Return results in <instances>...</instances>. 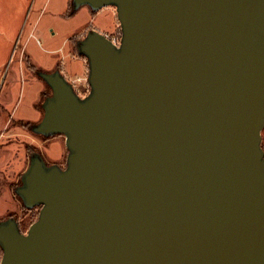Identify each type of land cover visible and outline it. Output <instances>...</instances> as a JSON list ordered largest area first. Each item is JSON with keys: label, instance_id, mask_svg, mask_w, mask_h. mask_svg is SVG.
Here are the masks:
<instances>
[{"label": "water", "instance_id": "1", "mask_svg": "<svg viewBox=\"0 0 264 264\" xmlns=\"http://www.w3.org/2000/svg\"><path fill=\"white\" fill-rule=\"evenodd\" d=\"M114 7L121 37L77 40L86 95L59 69L15 188L40 206L0 219L1 264H264V0H72Z\"/></svg>", "mask_w": 264, "mask_h": 264}, {"label": "rangeland", "instance_id": "2", "mask_svg": "<svg viewBox=\"0 0 264 264\" xmlns=\"http://www.w3.org/2000/svg\"><path fill=\"white\" fill-rule=\"evenodd\" d=\"M65 6L66 0H0V61L4 62L5 72L14 67L12 63L26 50V53L36 60L46 61L51 65L58 62L66 74L71 76L79 74V77L87 81V63L74 57V55L79 57V54L74 44L76 39L73 41L70 36L75 33L79 35L92 25L107 32L111 38H118L121 29L116 10L114 7H104L93 15L88 6L83 5L74 13L73 18H61L59 14L65 10ZM32 31L33 35L26 43L27 36ZM68 79L73 84L76 82L74 77ZM30 81L36 88L35 90L34 87H30V92L32 94L35 92L39 101V110L36 113L38 117L42 111L44 97L51 93V89L36 76H31ZM60 138L64 143V136L57 137L56 143ZM24 169H26L24 166L20 168V176ZM22 208L21 198L12 197V189L5 182L0 183V219L16 212L24 217V223L27 225L21 229L27 231L30 224L38 218L39 209L32 208L26 211ZM22 212L26 215H22ZM2 254L0 247V264Z\"/></svg>", "mask_w": 264, "mask_h": 264}, {"label": "flooded vegetation", "instance_id": "3", "mask_svg": "<svg viewBox=\"0 0 264 264\" xmlns=\"http://www.w3.org/2000/svg\"><path fill=\"white\" fill-rule=\"evenodd\" d=\"M90 11L93 15L96 14L91 9ZM91 28L98 29L92 25L88 26L79 35L71 38L73 41L76 39L74 44L76 45L77 40L82 38ZM74 57L84 60L88 67L86 57L83 55H79V57L74 55ZM3 64L4 62L0 61V183L5 182L12 189V197H19L15 192V188L21 183L20 180L25 171L24 169L20 176V168L22 166L28 167L30 157L34 152H39L48 164L57 163L61 167H65L67 164L68 149L65 146V142L63 143V140L60 138V141L56 143L57 137L63 135L55 134L47 136L42 133H36L33 130L32 125L43 118L44 109L41 105L42 111H39L40 116L37 117L36 113L39 110V101L36 99V93L34 91L33 94L30 92V87L35 88V85L30 81L31 76L38 77L43 84L51 89L49 84L40 76L39 72L59 69L63 73V66L58 62L55 65H51L46 61L36 60L27 53L18 55L12 63L14 67L8 69V72H5ZM22 105L24 106L21 110ZM24 107L28 108L26 111H28L29 116L25 117ZM262 146L264 149V129L262 131ZM34 208L39 209L40 206ZM22 209L26 211L31 210L24 205ZM11 215L17 218L20 227L27 225V223H24L23 216L16 212H12L9 216ZM22 215H26V213Z\"/></svg>", "mask_w": 264, "mask_h": 264}, {"label": "crops", "instance_id": "4", "mask_svg": "<svg viewBox=\"0 0 264 264\" xmlns=\"http://www.w3.org/2000/svg\"><path fill=\"white\" fill-rule=\"evenodd\" d=\"M71 1L72 0H66V6H65V10L62 12V13H60L59 15L61 16V18H73V15H74V13H72L71 14V16H66V13L68 12V10H69V6H70V3H71ZM89 8V7H88ZM90 9V8H89ZM42 10V9H41ZM40 15V14H39ZM39 17V16H38ZM38 19V18H37ZM36 23V22H35ZM99 29V28H98ZM100 31H102V32H104V33H106L107 34V32H105L104 30H101V29H99ZM78 34V33H77ZM76 33L73 35V36H75V35H77ZM33 35V31L32 32H30L29 34H28V36H27V40H26V43L29 41V39H30V37ZM73 36H70V38H72ZM26 43H25V47H26ZM24 52L26 53V50H24ZM77 59H79V58H77ZM80 60H82V59H80ZM83 62V61H82ZM63 69V68H62ZM63 71V73L66 75V77H78V75H75V76H71V75H69V74H66L65 72H64V69L62 70ZM28 105V104H27ZM28 107V106H27ZM25 108V107H24ZM15 109H16V107H15ZM28 108H25V110H24V112H25V117L26 116H29V113H28V111H26Z\"/></svg>", "mask_w": 264, "mask_h": 264}, {"label": "built area", "instance_id": "5", "mask_svg": "<svg viewBox=\"0 0 264 264\" xmlns=\"http://www.w3.org/2000/svg\"><path fill=\"white\" fill-rule=\"evenodd\" d=\"M112 39L116 43H119L120 38L114 37ZM74 79H76V82H79V84H77L76 82H74V84H73L76 91L81 95H86L89 92V85H88L86 79H83L82 77H79V76L74 77ZM82 81H83V83L80 84V82H82Z\"/></svg>", "mask_w": 264, "mask_h": 264}, {"label": "trees", "instance_id": "6", "mask_svg": "<svg viewBox=\"0 0 264 264\" xmlns=\"http://www.w3.org/2000/svg\"><path fill=\"white\" fill-rule=\"evenodd\" d=\"M71 9H72V1L70 3V6H69V10L68 12L66 13V16H71ZM120 35H121V31H119V34H118V38H120ZM77 48V47H76ZM78 52V51H77ZM79 54V53H78ZM80 55V54H79Z\"/></svg>", "mask_w": 264, "mask_h": 264}]
</instances>
